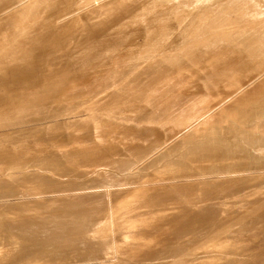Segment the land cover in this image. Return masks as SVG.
Wrapping results in <instances>:
<instances>
[{
    "label": "rangeland",
    "instance_id": "obj_1",
    "mask_svg": "<svg viewBox=\"0 0 264 264\" xmlns=\"http://www.w3.org/2000/svg\"><path fill=\"white\" fill-rule=\"evenodd\" d=\"M0 264H264V0H0Z\"/></svg>",
    "mask_w": 264,
    "mask_h": 264
}]
</instances>
